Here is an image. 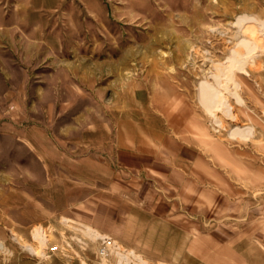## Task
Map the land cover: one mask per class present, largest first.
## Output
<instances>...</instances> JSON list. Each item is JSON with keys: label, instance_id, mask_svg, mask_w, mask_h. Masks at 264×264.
<instances>
[{"label": "rangeland", "instance_id": "1", "mask_svg": "<svg viewBox=\"0 0 264 264\" xmlns=\"http://www.w3.org/2000/svg\"><path fill=\"white\" fill-rule=\"evenodd\" d=\"M206 85L252 117L239 125H253L250 139L229 138L226 106H202ZM123 147L136 166L179 163L209 192L161 218L189 235L171 243L200 240L199 257L133 244L126 217L132 230L152 220L113 204L131 178ZM92 230L134 259L99 255ZM257 231L264 239V0H0V264H264Z\"/></svg>", "mask_w": 264, "mask_h": 264}, {"label": "crops", "instance_id": "2", "mask_svg": "<svg viewBox=\"0 0 264 264\" xmlns=\"http://www.w3.org/2000/svg\"><path fill=\"white\" fill-rule=\"evenodd\" d=\"M159 151L162 152L163 150ZM120 153L121 161H123V163L131 171V178L129 184L124 188H120L115 184V187L112 189L113 204H128L131 206L132 210H136L137 214L139 213V215L152 220L150 225L143 228L141 226L143 231L140 229L132 230L131 225L132 221H134V217L131 215L126 217L125 223L122 227L128 235H132L130 236L131 238H134V240H132L133 244L142 248L143 252H149V249L153 248L157 250V247H161V252L165 251L167 256L163 257L164 254L159 251V257L166 260L172 259L171 255H178L183 251H190L199 257V254L202 252L199 246L200 240L194 241L192 239L188 244H185L182 240H179L177 243H171V240L176 241L177 237L183 238L184 236L188 237L189 235L185 232H181V230L175 231L173 232L174 234L170 235L168 230L171 229V226L169 224L162 223L161 218L164 217L171 208L178 209L181 208L183 204H187L189 209L193 210V207L199 205L198 195L200 194L201 196L206 197L209 195V192L201 189L199 187L200 181L196 182L193 176L188 174L179 163L174 165H171L170 163H163V159L161 160V157H158L155 159L160 161L157 165H154L153 168H149V166H145L144 164H138V166H136L133 163L134 156L130 151V147H123ZM144 167L147 170H144L145 173L143 176L141 175L142 177L139 181L140 195L137 199H133L134 191L132 190V181L135 178V172L138 170L140 173ZM162 175H166V180L164 186L165 189L163 190V193L160 194L157 191L155 183L157 181H161L160 178ZM192 223L199 227V223ZM176 224L177 226L180 225L178 223ZM174 229L176 228L174 227ZM260 234L261 233L259 231L256 232V243L259 245L260 241L264 242V239L261 238ZM132 241L130 240V243H132ZM224 260L227 261V258ZM232 260L233 259L230 257L228 262L232 263Z\"/></svg>", "mask_w": 264, "mask_h": 264}, {"label": "bare ground", "instance_id": "3", "mask_svg": "<svg viewBox=\"0 0 264 264\" xmlns=\"http://www.w3.org/2000/svg\"><path fill=\"white\" fill-rule=\"evenodd\" d=\"M244 19H246V18H244ZM200 94H201V100L203 103V104L201 103L202 106L204 105L206 107V109H208L210 111L214 110V111L220 112L222 105H224L223 108L226 106L225 113H223V114L226 115V119H228L230 122L233 123V125H232L233 128L226 130L229 132V138L230 139H237L238 138V140L239 139L240 140H248L249 135L253 131V128H254L253 125H251L250 127H247V128H242L239 125H243L240 123L242 118H247L249 121H252L251 116H249L246 113L245 114L243 113V116L231 113V110L233 109V107L230 105H227L223 99L215 101L217 98V91H214L210 86L206 85V86L202 87ZM237 100H238V105L241 104V100L238 98H237ZM212 108H214V109H212ZM219 126H222L221 122H220ZM223 126H225V125L223 124ZM222 128H224V127H222Z\"/></svg>", "mask_w": 264, "mask_h": 264}, {"label": "built area", "instance_id": "4", "mask_svg": "<svg viewBox=\"0 0 264 264\" xmlns=\"http://www.w3.org/2000/svg\"><path fill=\"white\" fill-rule=\"evenodd\" d=\"M75 225L77 226V229L81 232L87 229V227L82 223H76ZM92 231L94 233L89 232L90 236H94V239L100 242L99 248H98L99 255L106 256V255L113 254L119 259L129 260V262H131V259H134L133 253L121 250L120 246L117 244L116 241L112 240L110 237L105 236V235H99V234L96 235L95 231L94 230H92ZM39 232H41V229L39 230ZM86 232H88V231H85L84 234H88ZM42 233L44 234V237L48 238V236L45 235V232L42 231ZM70 239H72V238L70 237ZM45 240H47V239H45ZM47 242H48V240H47ZM63 243L65 244V248H63L62 251L67 252V249L71 248L72 242L64 240ZM47 250L48 251H55V250H57V247L56 246H49V247H47Z\"/></svg>", "mask_w": 264, "mask_h": 264}]
</instances>
